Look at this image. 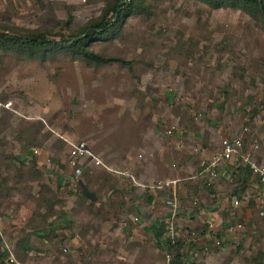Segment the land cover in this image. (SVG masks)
I'll return each instance as SVG.
<instances>
[{
	"label": "rangeland",
	"instance_id": "374dc122",
	"mask_svg": "<svg viewBox=\"0 0 264 264\" xmlns=\"http://www.w3.org/2000/svg\"><path fill=\"white\" fill-rule=\"evenodd\" d=\"M112 1L0 0V32L67 40ZM141 8L90 43L129 64L0 50V264H172L156 237L171 228L184 264H264L261 179L222 175L234 186L219 217L198 177L225 138L264 165L262 19L203 0Z\"/></svg>",
	"mask_w": 264,
	"mask_h": 264
},
{
	"label": "trees",
	"instance_id": "16d2710c",
	"mask_svg": "<svg viewBox=\"0 0 264 264\" xmlns=\"http://www.w3.org/2000/svg\"><path fill=\"white\" fill-rule=\"evenodd\" d=\"M206 4L214 9L235 7L246 11L248 14L254 16L259 15L264 25V0H262V8L259 0H203ZM121 10L118 12L119 3ZM141 8V0H113L108 4L102 18L96 23L91 24L90 28L82 31L81 34L70 37L67 40H52L45 33H35L27 36H17L0 32V50L5 52L16 53H41L46 51L61 52L65 51L72 54L74 57H81L84 61L95 66L109 65L112 63H126L122 59L105 57L95 53L90 49V43L98 40L110 39L113 40L118 37L116 30L122 28L128 17L134 13H138ZM109 13H112L111 18H108ZM119 14L117 19L116 15ZM240 171V172H239ZM238 171L240 180L244 185L250 181L251 170L248 168L240 169ZM242 184V185H243ZM238 187V186H236ZM244 187V186H243ZM239 190L236 188L235 194ZM82 194L85 198H90L87 190H83ZM162 225V224H161ZM166 226V225H165ZM164 229V224L162 225ZM164 231L158 229L157 244L165 243L168 252H171L172 264H184L185 254L182 252L184 240L175 238V243L165 238Z\"/></svg>",
	"mask_w": 264,
	"mask_h": 264
},
{
	"label": "crops",
	"instance_id": "0c3cea01",
	"mask_svg": "<svg viewBox=\"0 0 264 264\" xmlns=\"http://www.w3.org/2000/svg\"><path fill=\"white\" fill-rule=\"evenodd\" d=\"M233 160L239 161V159H237V158H235ZM228 163H229V165H237L236 163H232V162L230 163V161H229V162H224L222 164H219L215 168H210V164H211L210 161L209 162L204 161L202 163V170L198 174L199 175L198 177H201V179H203L202 177L205 176L206 178L203 181V184L205 185V189H204V191L202 193L203 196H201V197L199 196V199L202 202L201 203V205L203 206V210L202 211H204V212L206 211L207 212L206 214H210V215L213 214L215 216H217V215L219 216L220 214H218L219 212H218L217 209L220 206H221L220 207V213H221V215L224 214L223 209L227 205V200H229L227 194L229 192H231V187H233L234 184H232V182H229V183L225 184V186L223 187L221 184L223 183V185H224V182H223V179L221 178V176L223 175L224 177L227 176L228 178H230L232 176V174L238 173V171L240 169H246V168H243V167H239L237 165V167H239L237 172H235L236 170H234V169L230 172L229 171L230 167H228L229 165H226ZM223 165H224V167H227L226 170L224 169ZM238 177H239V173H238ZM239 180H240V177H239ZM200 182H198L197 185H198V187L200 189H203V187H201L202 180ZM200 191H202V190H200ZM185 192L187 194L188 190H185ZM221 197L226 198L224 200L226 203L223 202V199ZM208 203H211V204L213 203L214 206L210 207V204H208ZM210 212H212V213H210ZM227 212H228V210H227ZM243 212H244V217L250 215V210L249 209L248 210L244 209ZM228 215H230V214H228ZM228 215L225 216V217H227L228 220H230V217ZM197 218L200 219L201 217L199 216ZM198 219L196 220L197 224L199 223ZM198 231H199L198 235H201V233H202L201 230H198ZM217 235L218 236H222V233L218 232Z\"/></svg>",
	"mask_w": 264,
	"mask_h": 264
},
{
	"label": "built area",
	"instance_id": "2783aa9c",
	"mask_svg": "<svg viewBox=\"0 0 264 264\" xmlns=\"http://www.w3.org/2000/svg\"><path fill=\"white\" fill-rule=\"evenodd\" d=\"M10 104H6V107H9ZM221 151L220 153L215 156L214 160L210 164V168H215L219 164H222L224 162H229L235 158L239 159L240 163L244 168H248L251 170V172L255 175H257L261 181L264 183V165H259L252 157L250 151L245 150L244 142L241 137H234V138H225L221 141ZM254 148H257V146ZM87 153L85 151L83 146H75V149L73 151V154L80 155L81 153L84 154ZM92 159H95L97 161V165L102 164L101 161L96 158L93 154L87 153ZM238 204V202H236ZM262 215L264 216V211L262 212ZM170 232H172L171 236L169 237V240L172 244L175 243V237L173 233V229L171 228ZM168 255V259L171 258V252Z\"/></svg>",
	"mask_w": 264,
	"mask_h": 264
},
{
	"label": "water",
	"instance_id": "95a60500",
	"mask_svg": "<svg viewBox=\"0 0 264 264\" xmlns=\"http://www.w3.org/2000/svg\"><path fill=\"white\" fill-rule=\"evenodd\" d=\"M260 1V5H261V8H262V0H259ZM122 5V3L120 2L119 3V8H118V12H120V10H121V8H120V6ZM118 13H117V15H116V18L115 19H117V17H118Z\"/></svg>",
	"mask_w": 264,
	"mask_h": 264
}]
</instances>
